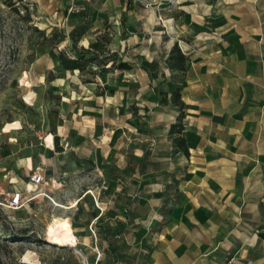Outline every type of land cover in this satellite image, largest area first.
<instances>
[{
	"label": "crops",
	"instance_id": "1",
	"mask_svg": "<svg viewBox=\"0 0 264 264\" xmlns=\"http://www.w3.org/2000/svg\"><path fill=\"white\" fill-rule=\"evenodd\" d=\"M133 1L89 0L90 26L101 31L102 18L123 14L129 33L119 47L139 48L141 56L146 41L138 31L151 32L155 56L143 59L158 62L167 103H161L157 87H149L154 79L137 63L134 71H118L141 76L133 85L136 94L152 97L135 107L149 110V129L159 134L124 137L118 145L107 140L101 146L105 154H74L78 163H92V175L109 173L111 178L104 185L89 182L67 203L77 245L68 248V260H61L264 264V0L166 3L172 24L162 40L156 13L147 14L148 30L147 12L127 7ZM133 15L142 19L137 25ZM174 44L187 58L184 73L165 65ZM173 77L181 81L187 155L177 150V136L169 135L179 115L170 102ZM131 161L137 164L132 175L112 179L111 169L122 171Z\"/></svg>",
	"mask_w": 264,
	"mask_h": 264
},
{
	"label": "rangeland",
	"instance_id": "2",
	"mask_svg": "<svg viewBox=\"0 0 264 264\" xmlns=\"http://www.w3.org/2000/svg\"><path fill=\"white\" fill-rule=\"evenodd\" d=\"M133 2L127 7L141 6L147 12L144 22L148 30L147 14L149 10L156 13L158 40H162L172 24L165 15L170 10L166 3L170 6L174 0ZM88 3L89 0H13L16 13L0 0V264H50L56 257L68 260L70 249L42 240L50 224L70 216L67 203L99 177L88 172L92 163H78L74 154H105L101 146L107 140L118 145L125 141L124 137L159 134L149 129V110L135 107L137 103L148 104L146 100L152 97L148 93L136 94L133 85L140 75L135 78L118 70L94 68L93 83H85L78 71L56 70L57 63L39 45V30H56L62 34L58 49L73 54L68 36L78 26H85L79 46L86 48L107 34L111 38L110 52H117V59L132 65V71L144 55L155 56L149 31H138L146 41L143 56L139 48L119 47L129 33L125 31L128 19L123 14L106 15L99 21L102 30H92ZM24 7L29 23L21 20ZM141 20L133 15L131 22L137 25ZM150 83L149 87L156 86L158 92L165 88L160 78ZM54 137L58 138L61 152L56 151ZM76 166L81 170L76 172ZM35 171L44 173L38 188L27 186ZM110 176L102 173L101 179L108 183ZM13 188L30 192L27 203L15 211L6 207ZM27 206L30 208L26 213Z\"/></svg>",
	"mask_w": 264,
	"mask_h": 264
},
{
	"label": "trees",
	"instance_id": "3",
	"mask_svg": "<svg viewBox=\"0 0 264 264\" xmlns=\"http://www.w3.org/2000/svg\"><path fill=\"white\" fill-rule=\"evenodd\" d=\"M2 3L12 8L13 11L17 12L14 7L13 0H1ZM21 2V0H17ZM25 15L21 17L24 23H29L30 16L26 7L23 8ZM38 31V30H35ZM40 37V46L47 49L48 57L54 60L56 65V70L61 69L63 71H78L80 75L84 78L85 83H93V78L95 76L94 68L97 70L101 67L108 70H124L130 71L132 66L122 60H118L117 52H110L108 45L110 44L111 38L107 34L100 35L95 39L94 42L88 44L86 48L79 46L82 36L85 33V26H78L76 29L72 30L68 36L70 42L72 43L73 54H69L65 50H59L58 45L60 44V37H62L61 32L53 30L49 33L46 31H38ZM187 61L186 56L178 48L177 44H174L168 56L165 59L166 67L172 72L184 73L185 63ZM140 66L143 70L148 71L151 79H156L159 71V64L157 61H145L142 60ZM180 78L173 77L171 79V85L173 90L170 94V102L173 107L177 108L179 115L176 118L174 124L171 125L169 129V135H176L177 137L173 139L177 150L187 155V148L185 146V140L182 137L183 126L182 120L184 118L185 104L181 100V87ZM161 103H167V93L160 92ZM54 143L57 152H61L62 149L58 147V138L54 137ZM137 164L134 161L129 162L127 167L122 171H115L111 169L112 179H117L120 177H128L135 172ZM50 264H72L71 261L63 262L61 258L56 257L50 262Z\"/></svg>",
	"mask_w": 264,
	"mask_h": 264
},
{
	"label": "bare ground",
	"instance_id": "4",
	"mask_svg": "<svg viewBox=\"0 0 264 264\" xmlns=\"http://www.w3.org/2000/svg\"><path fill=\"white\" fill-rule=\"evenodd\" d=\"M45 238L49 244L59 247H74L76 242V236L68 218L60 219L50 224L46 228Z\"/></svg>",
	"mask_w": 264,
	"mask_h": 264
},
{
	"label": "built area",
	"instance_id": "5",
	"mask_svg": "<svg viewBox=\"0 0 264 264\" xmlns=\"http://www.w3.org/2000/svg\"><path fill=\"white\" fill-rule=\"evenodd\" d=\"M139 1V0H138ZM149 4H146V7H149ZM102 177L99 176L96 179L97 183H101V185H104V181L101 179ZM44 181V173L41 172H33L32 175L28 178V185H31L32 187L38 188L41 187ZM29 190H22V189H15L13 188V192L10 195V198L7 201L6 207L10 210H19L21 209L28 201L29 199ZM43 196H48L46 193H43ZM54 202V200H52ZM77 203H75L76 205ZM74 205V206H75ZM76 242L74 247H67V248H75Z\"/></svg>",
	"mask_w": 264,
	"mask_h": 264
},
{
	"label": "water",
	"instance_id": "6",
	"mask_svg": "<svg viewBox=\"0 0 264 264\" xmlns=\"http://www.w3.org/2000/svg\"><path fill=\"white\" fill-rule=\"evenodd\" d=\"M42 241H44L45 243L49 244L48 242H46L45 239H43ZM52 245V244H49ZM54 246V245H53ZM76 252L81 256L80 252L78 250H76ZM83 264H87L86 261L83 259Z\"/></svg>",
	"mask_w": 264,
	"mask_h": 264
}]
</instances>
